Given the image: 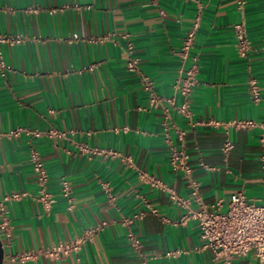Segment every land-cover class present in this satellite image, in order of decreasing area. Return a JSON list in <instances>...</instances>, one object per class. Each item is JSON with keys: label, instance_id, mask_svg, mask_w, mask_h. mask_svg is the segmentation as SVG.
<instances>
[{"label": "crops", "instance_id": "1", "mask_svg": "<svg viewBox=\"0 0 264 264\" xmlns=\"http://www.w3.org/2000/svg\"><path fill=\"white\" fill-rule=\"evenodd\" d=\"M197 15L196 83L185 98L173 87L177 51ZM236 23L244 24L250 41L245 56L235 45ZM0 32L26 36L2 46L10 66L0 75V220L8 219V230L0 229L2 264H140L122 220L147 205L157 214L128 226L142 241L147 264H222L201 248L197 222H180L187 208L145 177L171 186L194 210H210L222 199L225 211L237 191L261 202L259 130L195 122L261 119L263 104L253 101L247 80L257 79L264 95V0H0ZM129 55L138 59L135 71L126 68ZM141 75L152 79L158 106L149 105ZM185 100L189 115L180 109ZM16 128L41 133L9 135ZM50 129L63 135L49 136ZM227 138L233 147L224 153ZM171 145L188 155L199 201L191 199L183 174L171 169ZM32 148L54 196L48 212L35 199ZM95 149L129 156L132 164ZM62 179L71 187L70 208L59 193ZM12 192L26 195L4 200ZM103 222L76 252L26 262L8 258L72 241ZM255 262L253 253L233 258V264Z\"/></svg>", "mask_w": 264, "mask_h": 264}, {"label": "built area", "instance_id": "2", "mask_svg": "<svg viewBox=\"0 0 264 264\" xmlns=\"http://www.w3.org/2000/svg\"><path fill=\"white\" fill-rule=\"evenodd\" d=\"M240 5L243 1L239 2ZM199 15L196 16L192 26L187 29L184 37L180 42L177 55L179 57L178 77L173 87L174 90L180 93L185 98L192 91L196 83V74L198 69L197 55L192 53V46L194 43L196 30L199 26ZM235 45L237 52L240 56H245L250 50V41L248 39L246 29L243 23H236L233 26ZM26 40V36L22 34H10L0 32V75L5 76L10 70V66L5 62L2 52V46L5 44L16 45L23 43ZM128 53L131 52L132 46L128 43ZM126 68L130 71H135L138 68V59L129 55L126 61ZM88 69H92L89 66ZM262 81L264 82V65ZM141 82L144 91L148 94V103L152 107L159 105L161 99L154 93L153 81L147 75H141ZM247 88L250 92L254 102H262L263 115L259 121L251 119L245 120H233L230 122H220L217 120H200L195 122L196 124L203 126H233L235 128H257L258 143L260 147V181L264 188V95L259 91L257 85V79L250 77L247 80ZM186 100L181 105V111L186 115H189L187 111ZM163 124L167 127V122L164 120ZM21 133H30L34 136H39L40 131L27 130L25 128H16L10 131L9 135L18 136ZM49 136H61L63 132L50 129L46 132ZM233 147L232 141L227 138L223 144L222 151L228 153ZM98 154H107L110 156H119L124 162L132 164V160L129 156H120L118 152L114 150H94ZM32 171L35 176V183L37 187V193L35 195L36 201L40 204L43 211H50L54 202L53 194L48 190V173L41 160V157L37 150L32 148L29 153ZM169 165L175 172H180L185 177L186 186L189 189L191 199L195 201L200 200V184L193 175V168L189 163L188 155L182 149H177L174 146H170V153L168 157ZM144 177V175H143ZM151 185L155 186L162 192L169 195L171 201L177 205L184 206L187 211L181 216L180 222L185 223L187 220H195L200 230V236L204 240L201 248L209 249L214 255V258L221 259L222 264H233L234 257H244L249 253H253L256 262L255 264H264V193L260 203H252L248 201L242 191L235 192L228 203L225 211L221 210L222 199L216 200L211 209L194 210L189 207V199L181 198L175 190L162 182L159 179L153 177H145ZM59 193L69 203L71 202V187L66 179H62L59 184ZM26 195V193L12 192L4 197V200L19 199ZM69 204V208L71 207ZM152 213L157 214V209L147 205L146 209L134 213L131 217L123 218L122 222L127 226L126 238L128 244L132 250L138 254L142 259L140 264H147L145 256L143 254L142 241L129 229V224L134 220L142 218L145 214ZM165 220V219H164ZM101 224L86 228L80 236L72 241L58 242L48 247L30 249L14 254L8 255L11 262H26L36 260L40 256L49 258H58L63 255H68L71 252H76L80 249L81 245L90 240L93 235L100 229ZM0 229L5 232L8 230V219L2 215L0 220ZM177 251H168L166 256H172Z\"/></svg>", "mask_w": 264, "mask_h": 264}, {"label": "water", "instance_id": "3", "mask_svg": "<svg viewBox=\"0 0 264 264\" xmlns=\"http://www.w3.org/2000/svg\"><path fill=\"white\" fill-rule=\"evenodd\" d=\"M3 256H4V252H3L2 243L0 240V264L3 263Z\"/></svg>", "mask_w": 264, "mask_h": 264}]
</instances>
